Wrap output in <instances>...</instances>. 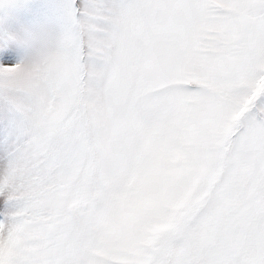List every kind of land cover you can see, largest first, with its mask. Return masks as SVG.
<instances>
[{
  "label": "snow or ice",
  "instance_id": "1",
  "mask_svg": "<svg viewBox=\"0 0 264 264\" xmlns=\"http://www.w3.org/2000/svg\"><path fill=\"white\" fill-rule=\"evenodd\" d=\"M0 264H264V0H0Z\"/></svg>",
  "mask_w": 264,
  "mask_h": 264
}]
</instances>
